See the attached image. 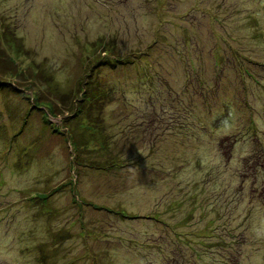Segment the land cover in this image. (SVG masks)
<instances>
[{"label": "rangeland", "instance_id": "obj_1", "mask_svg": "<svg viewBox=\"0 0 264 264\" xmlns=\"http://www.w3.org/2000/svg\"><path fill=\"white\" fill-rule=\"evenodd\" d=\"M4 29L41 75L0 74V264H264V0H0ZM84 78L95 121L45 122L33 90Z\"/></svg>", "mask_w": 264, "mask_h": 264}, {"label": "trees", "instance_id": "obj_2", "mask_svg": "<svg viewBox=\"0 0 264 264\" xmlns=\"http://www.w3.org/2000/svg\"><path fill=\"white\" fill-rule=\"evenodd\" d=\"M8 30L4 29L3 34L0 35V74H3L5 76H10L12 79H15V80H19L20 81L18 82L19 84L25 85L28 89H30L29 86L26 84L30 83L31 85H33L34 82H37L40 79V75H41V72L39 71L40 69L35 67L36 64L32 61V59L29 58L25 60V58H28L27 52L29 51L25 50L23 45L17 39H15L13 34L9 32L10 30L9 31ZM106 54H107V51H106ZM87 84L89 86V82L86 81L84 78L82 81L78 83L79 87L77 90L73 89L70 92L56 94L55 97H53L45 90L47 88V84L43 82V85L41 84L42 90L40 87V90L38 88V90H35L36 92L34 90L32 92L33 93L32 96L35 97V99L37 100L35 101V104H36L35 107L37 108L43 107L47 110L46 113L43 114V117L45 118V122L49 124H53V123L49 121L47 117V112L48 114L57 117L58 115L64 113L65 110H68L69 112L71 111L73 115L85 113L87 116L86 117L87 121L89 122L95 121L96 116L93 118L92 110L95 106L99 105V102H100L99 97L101 95H99V92H98L99 90L96 86L95 88H89L88 86L84 87V85H87ZM24 96L26 98H29L26 95ZM80 127H83L84 129L89 131L91 135L93 136V139L97 141L101 140V139H98L99 133H100V136H103L102 129L100 130L99 126H96V125L88 126L86 123H84L80 125ZM71 138H72L71 145L73 146L74 150H79L80 153H82V151L88 147L89 143L87 140H85L84 132H81V137L80 139H78L77 142H76V139H77L76 135H73V136L71 135ZM99 144H100V148H103V146H106V145L108 146V144L104 141V139H103L102 144L101 143ZM75 156H77V154ZM80 156L81 155L79 154L77 158ZM38 194L39 195L32 197V199L40 200L41 201L40 203L44 206V203H47L48 201L47 194H42L40 192H38ZM94 205L98 209L105 208L111 212H116L117 214H119L121 217H124V218L134 217V215L129 213L127 209L121 208L118 210V209H112L104 205L102 206H99L96 204ZM85 233H86V229H85Z\"/></svg>", "mask_w": 264, "mask_h": 264}]
</instances>
